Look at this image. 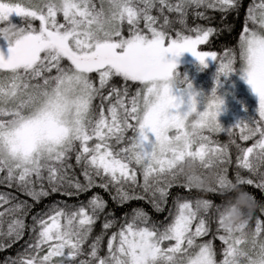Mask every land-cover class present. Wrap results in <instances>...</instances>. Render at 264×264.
<instances>
[{"label": "snow or ice", "instance_id": "6c2138e0", "mask_svg": "<svg viewBox=\"0 0 264 264\" xmlns=\"http://www.w3.org/2000/svg\"><path fill=\"white\" fill-rule=\"evenodd\" d=\"M201 7L238 11L241 0H0V40L8 48V55L0 49V173H6L0 183L17 182L36 202L55 192L78 196L96 187L109 192L117 206L147 195L159 211L174 186L222 197L219 204L181 197L168 223H150L143 211L125 214L120 223L94 193L79 207H57L34 217L39 225L34 243L23 258L6 264H264V220L257 218L252 228L251 216L228 235L220 227L227 185L254 186L264 193V2L249 5L238 51L229 49L223 57L198 50L213 29H192L186 21L190 10ZM165 8L178 13L177 22L196 32L195 38L183 31L171 35L174 22L163 16ZM153 9L163 16L159 27ZM13 15L20 24L11 21ZM185 52L204 67L219 60L217 85L219 75L240 71L259 96V119L225 129L219 121L224 100L216 89L205 95L177 71ZM116 78L122 87L113 83ZM128 82L141 87L130 95ZM234 130L240 140L254 143L238 144L231 138ZM205 131L227 134L228 144L220 145ZM229 144L238 153L234 180L228 177ZM73 153L83 182L68 175ZM185 158L217 170L208 188L185 179L179 166ZM134 166L142 172V185ZM252 196L256 211L264 214V203ZM9 203L0 194V207ZM25 210L21 203L6 210L13 216L7 231L2 230L6 212L0 211V237L12 242L23 237ZM210 211L217 233L222 232L215 237L223 245L221 259L213 240L197 242L209 234ZM101 215V234L88 244ZM117 225L104 253L103 237Z\"/></svg>", "mask_w": 264, "mask_h": 264}, {"label": "trees", "instance_id": "16d2710c", "mask_svg": "<svg viewBox=\"0 0 264 264\" xmlns=\"http://www.w3.org/2000/svg\"><path fill=\"white\" fill-rule=\"evenodd\" d=\"M98 2V0H97ZM170 3H177V0H169ZM264 2V0H241V7L238 11L233 10L229 12H221L217 9L210 8H198L192 9L189 11L187 16V25L189 28L195 29L198 26L202 28H211L213 29L212 34L209 36L207 43L198 46L200 51H209L216 52L218 57H223L224 53L229 51V49H237L238 51V37L241 33L242 25L246 21L247 9L249 5L254 7ZM159 7V5H158ZM203 13V17H198L196 13ZM152 14L154 16L160 17L157 22V27L163 23V16H167L169 20L173 21L172 28L170 29V34L175 36V32L183 31L184 35H191L193 38L196 36V32L188 31L187 29H182V26L178 21L179 14L176 12H169L165 8L163 16L156 10L153 9ZM62 21V17H58ZM11 21L16 24H20L21 20L19 17L13 15ZM38 25V21L35 22ZM142 28L144 26V21L141 20ZM0 49L3 50L5 55H8V48L4 41L0 40ZM179 59H189L188 63H178L177 71L180 73L181 77L187 76L188 79L199 86L207 95H211L213 89H216L217 94L219 95L223 89H228L234 83L239 84L240 88H244V92L240 89L238 98L240 101L238 104H229L231 108V116L223 117L219 119L220 123L225 127V129L230 128L236 125L240 121L251 122L254 119H259L258 113V104L254 97L250 94V90L246 89L242 81V73L240 71H234L233 73L224 76L219 75V85H217V77L219 73V60L208 61V66L204 67L200 64L198 59L193 56L191 52H185ZM236 67H239V61L236 64ZM113 83L117 87L123 86V81L120 78H116ZM130 86L129 94H134L138 87H141L137 82H128ZM227 90V91H228ZM107 91V90H105ZM242 92V93H241ZM239 99V100H240ZM98 103V101H97ZM230 108H228L230 110ZM107 115V110L105 109ZM235 135L231 137L235 139L238 144L242 146H251L254 143V140L242 141L239 139V131L234 130ZM131 135V133H129ZM204 135L209 136L213 141L218 142L220 145L228 144L230 137L225 133H210L208 131L204 132ZM258 138V137H257ZM91 143V142H90ZM215 146V144L213 145ZM229 155L231 156L232 163L228 165V177L230 179H235L236 164H237V149L234 145L229 144ZM67 164L72 165L71 168L67 169L68 175L70 177L74 176L79 178L81 182L84 181V177L81 174V168L76 164L75 154H71V158L67 161ZM137 167V166H134ZM264 170V169H262ZM212 169H202L204 175H209L212 172ZM215 169V173H216ZM137 180L139 184H143L142 172L137 167ZM241 174L245 177H250V173L246 170L241 169ZM6 173H0V177H3ZM33 179H35L33 177ZM47 185V180L43 182ZM39 187V183L37 184ZM137 192L142 193V190L138 187ZM246 190L251 192L256 196L257 200L261 203H264V193L254 186H246ZM99 194L102 198L107 201V208L105 209L106 213H114L115 217L119 220L120 223H123V217L125 214L131 216L134 211H143L148 213L151 222H164L168 223L172 219L169 215L170 212L176 211L175 201L181 197L188 199L195 198H206L212 201L214 204H219L222 200V197L219 194L212 192H201L197 189H193L190 192L183 187H172L170 189V195L167 196V202L163 205V211L155 209L154 205L150 203L149 197L146 195L145 199H133L130 202H126L123 206H117V203L113 202L109 192L102 190L99 187L93 188L87 193L78 195V196H68L65 195L63 191L55 192L50 194L47 197L42 198L39 202L33 200L21 187L18 186L17 182H12V186H9L8 182L0 183V194L7 198L10 203L0 207V211L6 212L3 217L2 230L7 231L8 225L11 222L13 216L10 213H7V209L11 208L14 204L21 203L26 206V210L23 214V219L25 222V230L22 238H18L15 242H12L10 239L0 237V264H6V262L15 260L18 258H23L25 253L28 252L30 245L34 243L35 237L39 232V225L34 224V217L45 216L52 209L57 207H65L72 209L79 207L82 203H86L93 194ZM114 195V193H112ZM226 199V198H225ZM209 216L213 218V222L210 225V231L207 236L198 238L197 242H205L207 240H213L214 246L218 252V259L222 258L221 249L223 247L222 242L219 241L217 237L221 233H217V225L214 222V213L209 212ZM111 218V217H109ZM257 218L264 220V214H261L258 210L254 213L253 219L249 222L250 227L254 228L256 225ZM104 222V216L101 215L100 219L94 225V230L89 238L88 244H91L94 238L97 235L101 234L102 224ZM61 223H64L62 220ZM33 227L36 228V232H33ZM113 228L108 230V234L103 237V252L106 253L107 241L113 231L118 230ZM196 222L193 223V231L195 230ZM88 244H86L85 251L88 250ZM46 251V246H45ZM31 254V253H28ZM44 253H41L43 255ZM103 254V253H102ZM86 258V257H82Z\"/></svg>", "mask_w": 264, "mask_h": 264}, {"label": "clouds", "instance_id": "9594fccd", "mask_svg": "<svg viewBox=\"0 0 264 264\" xmlns=\"http://www.w3.org/2000/svg\"><path fill=\"white\" fill-rule=\"evenodd\" d=\"M179 166L185 179L198 188H208L215 178V168L210 166L209 169L213 171L209 175H204L201 162L197 158H185L179 162ZM226 192L230 194L226 196L220 210L222 221L220 227L228 235L236 233L241 226L248 224L250 217L256 212L258 204L252 194L241 185H227Z\"/></svg>", "mask_w": 264, "mask_h": 264}, {"label": "rangeland", "instance_id": "374dc122", "mask_svg": "<svg viewBox=\"0 0 264 264\" xmlns=\"http://www.w3.org/2000/svg\"><path fill=\"white\" fill-rule=\"evenodd\" d=\"M190 60L189 59H178V63H188ZM242 81L244 83V86L246 89L250 90V94L254 97V99L256 100L257 104H258V108H259V96L258 94H256L254 92V90L252 89L251 85L247 83V81L245 79L242 78ZM194 88L197 91H200L202 93H204L205 95H207L206 92H204L199 86H197L196 84L193 83ZM240 89L242 90V92H244V88H240L239 84H233L231 87H229L228 89H223L221 91V93L219 94V96L224 100V105H223V110L219 116V119H222L223 117H227V116H231L232 117V113H231V108L229 106V104H231L233 106V104H238L240 101H242L240 98H238V94ZM228 90V91H227ZM241 92V93H242ZM240 99V100H239ZM230 108V110L228 109ZM200 110H204V105L200 106ZM152 139H154V137H152Z\"/></svg>", "mask_w": 264, "mask_h": 264}]
</instances>
